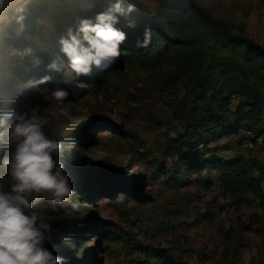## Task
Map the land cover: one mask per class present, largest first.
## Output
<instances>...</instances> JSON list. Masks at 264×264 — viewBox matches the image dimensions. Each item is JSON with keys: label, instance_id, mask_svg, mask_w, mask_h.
<instances>
[{"label": "rangeland", "instance_id": "1", "mask_svg": "<svg viewBox=\"0 0 264 264\" xmlns=\"http://www.w3.org/2000/svg\"><path fill=\"white\" fill-rule=\"evenodd\" d=\"M32 2L39 14L37 27L45 28L38 39L40 47L59 50L57 40L68 27H74V17L79 12L93 16L108 0H5L7 19L0 23V32L11 29L18 34V26H14L16 8ZM201 2L214 17L241 27L248 36L264 44V5L255 0ZM157 15L155 0H138L133 13L136 23L144 18L156 21ZM8 35L4 32L0 38V107L11 105L7 111H15V97L27 98L28 92L34 91L41 93L44 86L17 79L7 89L12 80L13 59L20 52L15 40L5 41ZM155 66L134 65L111 72L100 87H90L85 80L76 81L71 101H57L46 91L41 95L48 104L41 111L49 116L45 132L50 138L64 139L84 123L95 125L103 119L122 125L137 136L122 137L98 126L92 128L91 134L83 133L90 145L74 150L79 161H100L107 168L120 170L123 177L134 176L136 186L144 189L149 198L137 201L113 189L111 197L102 196L96 185L95 192L84 194V203L83 199L78 200L77 215L87 225L79 226L75 249L83 255L90 254L89 264H138L144 260L155 264V258L146 259L135 251L137 242L169 249L168 254L179 264H264V213L257 200L237 208L220 193L217 169L209 165L186 168V163L193 161L190 156L195 158V153L202 149L199 135L192 133L196 143L193 154L173 153L168 144L170 139L183 134L175 119L183 95L180 91L153 88L151 73L158 67L170 69L171 58H160ZM237 101L238 98H231L229 109L233 110ZM62 105L65 108L60 110ZM248 137L242 132L223 137L208 146L209 155L232 159L252 156L264 164V145L260 139L252 142ZM6 152L0 148V157ZM0 178L6 180L3 170ZM42 202H46L43 196L38 203ZM118 232L123 236L113 235Z\"/></svg>", "mask_w": 264, "mask_h": 264}, {"label": "trees", "instance_id": "2", "mask_svg": "<svg viewBox=\"0 0 264 264\" xmlns=\"http://www.w3.org/2000/svg\"><path fill=\"white\" fill-rule=\"evenodd\" d=\"M155 1L158 14L156 21L144 18L132 29L124 27L121 21L117 27L126 32V38L118 46L119 55L108 61L104 69L77 79H70L69 75L46 69L51 60H61L63 57L57 49L40 47L38 39L45 28L37 27L39 14L34 2L24 7V30L18 34L11 29L0 32V38L7 32L9 35L5 37V41L8 43L15 40V47L20 50L13 59L12 80L6 87L9 89L17 79L30 81L33 85L42 75H47L48 80L42 84L44 88L41 93L34 91L28 92L27 98L15 97V112L25 110L27 105L38 104L41 109L48 107L41 96L45 91L51 94L53 90L63 88L67 91L66 98L71 101L75 96L76 89L73 84L76 81L85 80L90 87H100L111 72L134 65L154 68L160 58L169 57L172 67H158L151 76L155 90H170L173 93L180 91L183 95L178 115L175 116L183 134L168 141L173 153L182 156L193 154L196 143L192 133L199 135L202 138V149L195 153V158L194 155L190 156L193 161L186 163V168L213 166L218 170L216 181L224 197L229 198L237 208L242 205L250 206L252 199L257 200L258 208L264 213V164L252 156L232 159L209 155L208 147L223 137H230L239 132L247 133L252 142H258V139L264 136V44L248 36L241 27L236 28L232 23L214 17L201 0ZM255 1L264 5V0ZM91 16L79 12L73 19L74 26L79 18ZM145 27L152 31L151 42L146 48H138L135 41L141 38ZM26 49L30 51L25 53ZM6 63H3L4 68ZM5 97L4 94L3 103ZM231 98H238L233 110L228 106ZM64 108L62 105L60 110ZM8 109H11V105L5 106L4 110ZM97 126L108 128L122 137H137L136 133L122 125L103 119L95 125L84 123L83 128L79 126L74 133L63 138L66 141L74 140L76 148L89 146V139H85L83 133L91 134L92 128ZM66 144V148H71L69 143ZM75 154L73 150L63 156L65 171L75 191L72 197L74 202L79 203L78 200L83 199L84 203V194L95 192L96 185L103 191H100L102 196L111 197L113 189L118 193L125 192L137 201L149 198L144 189L136 186L134 176L123 177L124 174L120 170L107 168L100 161L92 164L81 162ZM3 181L6 186V180ZM206 185L209 186V183ZM48 219L58 229V233L45 246L54 254L64 257V264H89L90 254L83 255L75 249L76 238L80 234L78 228L82 223L86 226V220L78 215L68 216L63 211L49 212ZM113 235L119 238L123 233ZM134 248L146 259L155 258V264H179L173 261L167 248L140 242L135 243ZM138 264L148 263L144 260Z\"/></svg>", "mask_w": 264, "mask_h": 264}, {"label": "clouds", "instance_id": "3", "mask_svg": "<svg viewBox=\"0 0 264 264\" xmlns=\"http://www.w3.org/2000/svg\"><path fill=\"white\" fill-rule=\"evenodd\" d=\"M137 6L138 0H108L93 16L79 18L57 40L63 59L51 60L46 69L77 79L107 67V62L119 55L118 46L126 38V32L117 25L123 21L124 27L135 28L133 13ZM6 8L5 0H0V23L7 19ZM16 12L14 22L22 32L23 6ZM151 38V29L145 27L135 46L146 48ZM47 80L48 76L42 75L36 84ZM52 96L62 102L67 91L57 88ZM49 123V116L38 104L27 105L20 112L0 107V148L7 150L0 157V170L6 176V186L0 178V264H64V257L45 246L58 233L48 215L63 211L75 217L79 213L63 161L64 154L75 150L77 144L74 140L50 138L45 132ZM66 143L72 147L66 148ZM41 196L46 202L38 203Z\"/></svg>", "mask_w": 264, "mask_h": 264}, {"label": "built area", "instance_id": "4", "mask_svg": "<svg viewBox=\"0 0 264 264\" xmlns=\"http://www.w3.org/2000/svg\"><path fill=\"white\" fill-rule=\"evenodd\" d=\"M261 143L264 145V136H261L260 138Z\"/></svg>", "mask_w": 264, "mask_h": 264}, {"label": "crops", "instance_id": "5", "mask_svg": "<svg viewBox=\"0 0 264 264\" xmlns=\"http://www.w3.org/2000/svg\"><path fill=\"white\" fill-rule=\"evenodd\" d=\"M256 158H258V157H256Z\"/></svg>", "mask_w": 264, "mask_h": 264}]
</instances>
